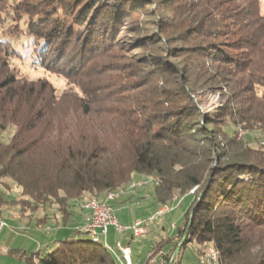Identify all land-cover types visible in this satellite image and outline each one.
Returning <instances> with one entry per match:
<instances>
[{"label": "trees", "instance_id": "trees-1", "mask_svg": "<svg viewBox=\"0 0 264 264\" xmlns=\"http://www.w3.org/2000/svg\"><path fill=\"white\" fill-rule=\"evenodd\" d=\"M5 12L28 20L0 32V132L14 127L0 137V184L21 195L0 191V207L55 205L66 226L78 204L154 177L158 205L190 199L153 248L169 261L191 219L170 264L192 240L217 264H264V136L249 140L264 133V0H0ZM123 28L135 37L120 38ZM14 57L75 88L24 76ZM205 88L227 89L220 107L202 108ZM71 236L42 256L6 253L24 264H116L101 241Z\"/></svg>", "mask_w": 264, "mask_h": 264}, {"label": "rangeland", "instance_id": "rangeland-1", "mask_svg": "<svg viewBox=\"0 0 264 264\" xmlns=\"http://www.w3.org/2000/svg\"><path fill=\"white\" fill-rule=\"evenodd\" d=\"M261 2H263V0H261ZM150 6H151V4H150ZM150 6L149 5L146 6L147 10L150 9L151 7H152L151 8L152 11L156 9V6H151V7ZM136 14L137 13H133V15L131 16V19L130 20L128 19V21H131L132 17L134 18ZM151 14H154V13H151ZM158 16H159V13H158ZM13 17H14V19H13ZM0 18L3 20L2 23L0 21V32H2V29L8 25H11L13 27L15 24H18L21 28H23L25 22L28 20V17L26 15L22 14L21 19L18 21L15 16H13L12 14H10L8 12H5V14L2 13L0 15ZM138 18H141V21H142L146 17H143L142 14H140L138 16ZM148 18L152 19L153 17L151 16ZM162 19H163V16L156 18V20L154 21V22H156V24L154 23L155 26L157 25V23H160V21ZM133 25L136 26L137 24H133ZM131 28H133V26L130 28L128 27V30H130ZM128 30L123 28L122 31L120 32V35H119L120 38L131 39V37H135L133 33H131L129 35V33L126 32ZM168 30L169 31L167 34H169V35H175L177 33L176 29L169 28ZM1 34H2V36H6L3 33H1ZM15 42L20 46L21 42H19L18 40ZM131 55H132V53L128 54V56H131ZM12 62L19 66L21 73L24 76H26L30 79H36L38 77L47 78L49 80V82H51V84L54 86V88L56 89V91L58 93L62 92L65 89H74L75 88L71 84H69L67 82V80L64 79L62 76L55 74V73H50L48 71H45L38 64L33 63L30 60V58H28V57H24L23 59H19V58L14 57V58H12ZM200 93H201L200 96H201V99L203 102L202 108L205 109L206 111L213 110L214 108L220 107L228 95L226 88H223L222 94H220L219 91L210 92L209 88H205L203 90H200ZM197 98H198V96H197ZM13 131H14V127L12 125H9L6 128V130L0 132L1 139L4 141L8 140L10 138V136L12 135ZM242 133H243V131L240 128H238L236 137L238 138ZM257 134H261L262 138L264 136V133H258V132L251 133L249 136L252 138L251 139L249 138V140L253 146H257V144H256ZM262 142H264V138L262 139ZM139 179H140L139 181H145L144 185H151L154 177H142ZM144 185H141V186H144ZM0 191H2L5 194V196H7L9 199L10 198L11 199H18L21 196L20 195V188L17 187L9 179H3V183L0 184ZM189 205H190V199L187 198L180 206H178L172 213H170V215H168V217H169L168 219H165V221L162 222L164 227H163V229L161 228V229L157 230L158 234L162 237L173 234V231H172L170 225L171 224L181 225L183 223L184 213L187 211ZM19 208H20L19 205H17L16 203H9V204L2 205L0 207L1 214H2L3 218L8 221V226L3 228V229H0V245H4L6 247L11 246V247L15 248V247L19 246L17 244V242H19L20 240L23 239L21 237L23 231L21 230L19 223H22V224L25 223L26 224L29 221V218H31V217L23 216L19 219V214H24L26 212H29L28 210H24L23 212H21V211H19ZM47 211H48L49 215H53V214L57 213V211L55 209V205L52 207H48ZM40 213H41V211H40ZM41 214H43V212ZM156 218L157 217H152L151 221L156 219ZM162 218H165V216L163 215L160 217V219H162ZM57 219H58V217H57ZM31 220H32L31 223L35 222L34 217H32ZM150 224L151 223L149 222L148 226H151ZM40 230L42 232L38 231L39 233H36V236H35L37 238V240L41 241L42 245H44L43 243L47 242L46 241L47 239H50L51 240L50 242L52 243V244L46 245V247H45V245L42 246V248L39 250V254H41V255H44L45 253L53 250L58 244L57 239L60 240V239H63L64 237H67V236L70 237L71 235H72L71 237H73V238H88V234L83 232L82 229L79 230L78 232L72 234L71 230L69 231V229H63L62 226H61V228L57 229L55 227H52V224H49L47 227L40 229ZM149 231H150V229H149ZM111 233H113V232H109V237H110ZM158 234L154 235L151 231L148 233L146 231V233H143L139 236L138 239H140V240H137L138 242H133L131 244V247L134 250V254L137 255L136 260H138V261L136 264H140L141 261L144 259L148 250H150L151 247L153 246L154 239L159 238ZM109 237H108L109 243H107V242L106 243L110 247L114 248L115 245L110 242ZM39 241H37V242H39ZM122 245H124V244H122ZM210 247L211 246L209 245L208 247H206L207 249H204L203 251L206 252L207 250H212V249H210ZM200 249H201V246L196 241H194V240L187 241L186 244L181 248V251H180V254L178 257V258H180V261L177 262L176 264H199V262L201 261L200 260V258H201ZM202 253H204V252H202ZM16 255L17 254L11 255L12 256L11 259L13 260V258H14V260H15V261H10L11 264H18L17 259H16L17 258ZM5 264H10V263L8 262ZM20 264H22V263H20Z\"/></svg>", "mask_w": 264, "mask_h": 264}, {"label": "crops", "instance_id": "crops-1", "mask_svg": "<svg viewBox=\"0 0 264 264\" xmlns=\"http://www.w3.org/2000/svg\"><path fill=\"white\" fill-rule=\"evenodd\" d=\"M139 178H142V177L137 176L134 179V181L140 180ZM187 198L189 199L188 195L175 199L174 201H172V203H170V205L168 204L158 205L153 195L152 186L151 185H144V186L140 185V186H137V188L136 187H133V188L126 187L124 191H121L119 198L113 203V206H114V212L122 224H131L137 220L146 219L148 216L154 213L158 208L159 210H162V211H167L171 208L170 211L163 214L165 216V218H162L163 220L160 219V217L163 216L161 215L157 217L156 219L150 221L151 226H148L149 222L147 223V226H146L147 233L151 231L154 235H156L158 234L157 230L161 228L163 229L164 227L162 222H164L165 219H168L169 218L168 215H170V213H172L178 206H180ZM40 211L41 213L43 212V214H41ZM87 213H88L87 210L82 207V203L78 204V206L74 207V214H73L71 223H69L66 226H62V228L69 229V231L71 230L72 234L78 232V230H81L82 224L84 222V219ZM44 215L48 216L46 220L43 222L39 221V218H41ZM23 216H28L31 218L34 217L35 222L31 223L32 220L31 218H29V221L26 224L19 223L21 230L23 231L22 236H21L23 239L17 242L19 246L15 248H20L26 251L27 253L32 252V251H35V252L37 251L38 256H42L41 254H39V250L42 248V246L45 245L46 247V245L52 244V243L50 242L51 241L50 239H47L46 240L47 242L43 243L44 245H42V242L37 240V238L35 237L36 233H39L41 231L40 229L47 227L49 224H52V227H55L57 229L61 228V225H58L56 223V220H57L56 218L58 217V213L49 215L47 208H39L37 211H34L32 213L26 212L24 214H19V219ZM173 225L174 224L170 225L171 229H173L172 227ZM139 236L133 237L131 236V233L127 231L121 234L111 233L109 238H110L111 243H114V241L119 240L122 244L128 246L131 251L130 253L131 262L132 264H136L138 261L136 260L137 255L134 254V250L131 247V244L133 242H138L137 240H140L138 239ZM158 236L160 237L159 234ZM157 240H158L157 238L154 239L153 246L151 247L150 250H148V252L146 253L144 259L141 261L140 264H148L154 254L158 253V251H162V250H153L155 246V242ZM10 247L11 246L6 247L4 245H0V263L1 264H5L8 262L11 264L10 261H15L14 258L13 260L11 259L12 257L11 255H8L6 253L7 252L6 250L10 249ZM16 259H17L18 264L20 263L24 264L22 259H18V258ZM200 260L201 261L199 263H203L202 254H201Z\"/></svg>", "mask_w": 264, "mask_h": 264}, {"label": "built area", "instance_id": "built-area-1", "mask_svg": "<svg viewBox=\"0 0 264 264\" xmlns=\"http://www.w3.org/2000/svg\"><path fill=\"white\" fill-rule=\"evenodd\" d=\"M118 198L106 199L101 202H87V215L84 219L81 229L90 236H101L107 243L110 229L115 233L121 234L129 231L133 236H139L146 232L147 223L151 221V217H159L166 212L159 211V208L148 216L146 219L137 220L131 224H122L114 212L113 203ZM8 226L6 219H0V229ZM118 251V262L125 264H132L130 259V248L126 245H122L119 240L113 243ZM174 255H172L169 261L166 260V253L164 251H158L153 255V261L150 264H170ZM199 264H207L204 263Z\"/></svg>", "mask_w": 264, "mask_h": 264}, {"label": "bare ground", "instance_id": "bare-ground-1", "mask_svg": "<svg viewBox=\"0 0 264 264\" xmlns=\"http://www.w3.org/2000/svg\"><path fill=\"white\" fill-rule=\"evenodd\" d=\"M145 183V181H133L130 185H129V188H133V187H137V186H140V185H143ZM121 191H110V192H107L104 196H102L101 198H95V197H91L89 198L88 200H86L83 204H82V207L87 209V202H101L103 200H106V199H111V198H118L119 195H120ZM159 211H162V210H159ZM152 218V217H151ZM0 219H4L2 214H1V211H0ZM90 236V235H89ZM90 238L93 240V241H101L102 244L104 245V247L112 254V256L115 258L116 260V264H125V263H119L118 262V251L116 249V246L113 248V247H110L106 241L101 237V236H90ZM153 261V257L151 258V260L149 261L148 264H150L151 262ZM207 262V264H217V254L214 250H207L204 255H203V263Z\"/></svg>", "mask_w": 264, "mask_h": 264}, {"label": "water", "instance_id": "water-1", "mask_svg": "<svg viewBox=\"0 0 264 264\" xmlns=\"http://www.w3.org/2000/svg\"><path fill=\"white\" fill-rule=\"evenodd\" d=\"M190 217H191V215H190ZM190 221H191V219H189L188 225H187V227H186V229H185V231H184V234H183V236H182L180 242L178 243V245H177V247H176V249H175L173 255L176 254V252H177V250L180 248V246H181V244H182L184 238L186 237V235H187V233H188V229H189Z\"/></svg>", "mask_w": 264, "mask_h": 264}]
</instances>
